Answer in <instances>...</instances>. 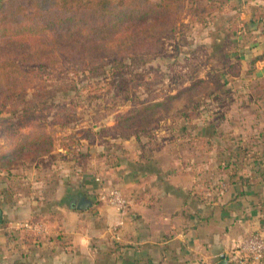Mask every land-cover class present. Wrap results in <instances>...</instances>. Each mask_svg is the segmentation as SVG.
<instances>
[{
	"label": "crops",
	"instance_id": "0c3cea01",
	"mask_svg": "<svg viewBox=\"0 0 264 264\" xmlns=\"http://www.w3.org/2000/svg\"><path fill=\"white\" fill-rule=\"evenodd\" d=\"M252 2L260 12L264 0ZM238 59L244 98L230 102L226 133L214 129L216 147H199L209 139L204 128L194 135V148L178 140L169 149L145 142L153 148L145 150L133 135L122 138L141 150L123 148L107 157L77 152L49 183L46 202L1 209L0 264H218L245 238L264 236V33L244 42ZM246 154L258 160L252 163ZM224 156L234 165L225 168ZM112 188L128 199L126 215L99 200ZM83 197L92 202L87 211L76 209ZM12 217L41 227L18 228L8 223ZM120 224L118 240L111 231ZM8 232H33L35 238L19 235L15 242Z\"/></svg>",
	"mask_w": 264,
	"mask_h": 264
},
{
	"label": "rangeland",
	"instance_id": "374dc122",
	"mask_svg": "<svg viewBox=\"0 0 264 264\" xmlns=\"http://www.w3.org/2000/svg\"><path fill=\"white\" fill-rule=\"evenodd\" d=\"M252 1L184 0L176 29L163 39L159 53L108 66L87 63L82 73L61 63L34 70L27 87L1 103L0 156L13 149L19 138L32 133L48 134L53 147H28L0 159V205L8 211L39 198L46 202L51 198L49 183L64 170L62 167L76 160L77 152L100 151L107 157L123 148L141 150L136 142L127 143L122 136L138 134L139 143L149 150L153 148H145V142L169 149L176 141L185 140L187 148H194L193 137L204 128L209 138L214 129L226 133L230 102L244 98L245 74L238 55L244 42L264 33V5L257 12L258 3ZM259 92L264 97V85ZM156 101L164 105L134 117L118 132L95 135L93 129L112 124L118 115ZM199 147L210 150L213 145L205 140ZM48 151L52 152L44 156ZM205 159L210 160L201 157ZM12 218L7 220L9 224L35 223ZM32 234L8 232L6 236L18 242L17 236L35 238Z\"/></svg>",
	"mask_w": 264,
	"mask_h": 264
},
{
	"label": "trees",
	"instance_id": "16d2710c",
	"mask_svg": "<svg viewBox=\"0 0 264 264\" xmlns=\"http://www.w3.org/2000/svg\"><path fill=\"white\" fill-rule=\"evenodd\" d=\"M182 2L184 0L161 3L153 0H3L0 3V110L6 96L19 94L27 87L28 76L34 70L61 63L70 65L72 72L82 73L87 63L95 67L108 66L159 53L163 39L176 29ZM151 105L118 115L114 126L101 128L95 135L116 132L134 117L164 103L156 101ZM32 134L19 138L14 148L0 159L10 158L28 147H53V139L48 134ZM214 134L216 131L212 132ZM207 141H211V137ZM250 155L244 158L255 163L257 154ZM230 160L231 157L224 156L221 163L228 168L234 165Z\"/></svg>",
	"mask_w": 264,
	"mask_h": 264
},
{
	"label": "built area",
	"instance_id": "2783aa9c",
	"mask_svg": "<svg viewBox=\"0 0 264 264\" xmlns=\"http://www.w3.org/2000/svg\"><path fill=\"white\" fill-rule=\"evenodd\" d=\"M100 181V180H98ZM99 200L110 207L119 211L122 215H126L129 208V201L124 196L123 192L117 188H112L99 194ZM122 224L114 227L111 233L119 240L118 232ZM22 229H40L39 224L22 223L16 224ZM3 225H0V233ZM230 264H258L264 259V236L252 235L242 240L234 249L229 258Z\"/></svg>",
	"mask_w": 264,
	"mask_h": 264
},
{
	"label": "water",
	"instance_id": "95a60500",
	"mask_svg": "<svg viewBox=\"0 0 264 264\" xmlns=\"http://www.w3.org/2000/svg\"><path fill=\"white\" fill-rule=\"evenodd\" d=\"M90 208H92V202H90L88 199L83 197L77 204L76 209L79 211H87ZM4 224V213L0 209V225ZM218 264H230L229 260L225 255L221 257V261Z\"/></svg>",
	"mask_w": 264,
	"mask_h": 264
}]
</instances>
